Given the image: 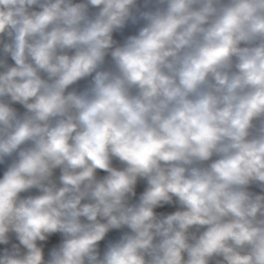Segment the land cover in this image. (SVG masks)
Masks as SVG:
<instances>
[{
  "label": "clouds",
  "instance_id": "clouds-1",
  "mask_svg": "<svg viewBox=\"0 0 264 264\" xmlns=\"http://www.w3.org/2000/svg\"><path fill=\"white\" fill-rule=\"evenodd\" d=\"M0 264H264V0H0Z\"/></svg>",
  "mask_w": 264,
  "mask_h": 264
}]
</instances>
